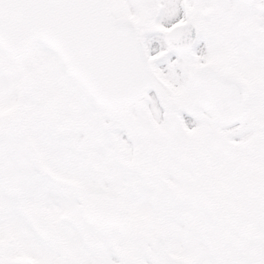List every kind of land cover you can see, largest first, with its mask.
Instances as JSON below:
<instances>
[{
	"label": "snow or ice",
	"instance_id": "obj_1",
	"mask_svg": "<svg viewBox=\"0 0 264 264\" xmlns=\"http://www.w3.org/2000/svg\"><path fill=\"white\" fill-rule=\"evenodd\" d=\"M0 264H264V0H0Z\"/></svg>",
	"mask_w": 264,
	"mask_h": 264
}]
</instances>
